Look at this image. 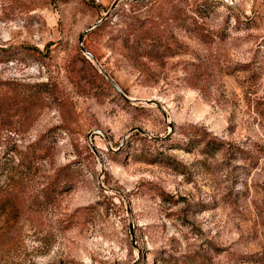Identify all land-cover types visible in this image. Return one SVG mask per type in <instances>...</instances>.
Instances as JSON below:
<instances>
[{"label": "rangeland", "instance_id": "374dc122", "mask_svg": "<svg viewBox=\"0 0 264 264\" xmlns=\"http://www.w3.org/2000/svg\"><path fill=\"white\" fill-rule=\"evenodd\" d=\"M0 264H264V0H0Z\"/></svg>", "mask_w": 264, "mask_h": 264}, {"label": "trees", "instance_id": "16d2710c", "mask_svg": "<svg viewBox=\"0 0 264 264\" xmlns=\"http://www.w3.org/2000/svg\"><path fill=\"white\" fill-rule=\"evenodd\" d=\"M40 159V156L36 155V153L30 156L28 154L21 155V160L17 163L16 167L12 169V171L15 175L19 174V176H21L24 169L30 168L31 162H38Z\"/></svg>", "mask_w": 264, "mask_h": 264}]
</instances>
